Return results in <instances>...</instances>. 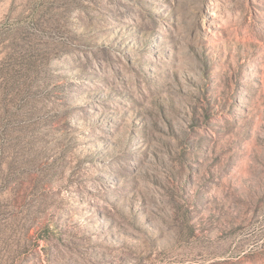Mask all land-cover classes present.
Instances as JSON below:
<instances>
[{
	"label": "rangeland",
	"instance_id": "374dc122",
	"mask_svg": "<svg viewBox=\"0 0 264 264\" xmlns=\"http://www.w3.org/2000/svg\"><path fill=\"white\" fill-rule=\"evenodd\" d=\"M0 264H264V0H0Z\"/></svg>",
	"mask_w": 264,
	"mask_h": 264
}]
</instances>
